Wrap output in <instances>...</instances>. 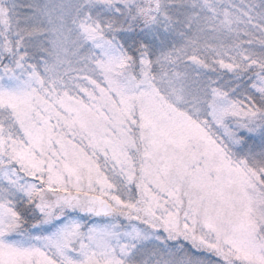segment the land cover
Returning a JSON list of instances; mask_svg holds the SVG:
<instances>
[{"label": "snow or ice", "instance_id": "6c2138e0", "mask_svg": "<svg viewBox=\"0 0 264 264\" xmlns=\"http://www.w3.org/2000/svg\"><path fill=\"white\" fill-rule=\"evenodd\" d=\"M0 264H264V0H0Z\"/></svg>", "mask_w": 264, "mask_h": 264}]
</instances>
